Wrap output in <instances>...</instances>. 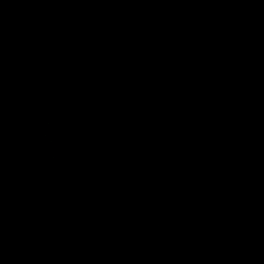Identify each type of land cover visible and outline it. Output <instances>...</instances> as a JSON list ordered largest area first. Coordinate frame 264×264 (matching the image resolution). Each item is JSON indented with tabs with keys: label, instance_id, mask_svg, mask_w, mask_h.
Wrapping results in <instances>:
<instances>
[{
	"label": "flooded vegetation",
	"instance_id": "af4514ba",
	"mask_svg": "<svg viewBox=\"0 0 264 264\" xmlns=\"http://www.w3.org/2000/svg\"><path fill=\"white\" fill-rule=\"evenodd\" d=\"M0 0V264H264V9Z\"/></svg>",
	"mask_w": 264,
	"mask_h": 264
},
{
	"label": "rangeland",
	"instance_id": "374dc122",
	"mask_svg": "<svg viewBox=\"0 0 264 264\" xmlns=\"http://www.w3.org/2000/svg\"><path fill=\"white\" fill-rule=\"evenodd\" d=\"M255 9L257 6H261L264 9V0H248L247 4Z\"/></svg>",
	"mask_w": 264,
	"mask_h": 264
},
{
	"label": "trees",
	"instance_id": "16d2710c",
	"mask_svg": "<svg viewBox=\"0 0 264 264\" xmlns=\"http://www.w3.org/2000/svg\"><path fill=\"white\" fill-rule=\"evenodd\" d=\"M237 1H241V0H237ZM263 9V8H262Z\"/></svg>",
	"mask_w": 264,
	"mask_h": 264
}]
</instances>
